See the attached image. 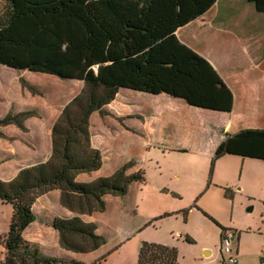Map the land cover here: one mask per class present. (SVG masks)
<instances>
[{"label":"trees","instance_id":"16d2710c","mask_svg":"<svg viewBox=\"0 0 264 264\" xmlns=\"http://www.w3.org/2000/svg\"><path fill=\"white\" fill-rule=\"evenodd\" d=\"M214 1L4 0L0 65L77 79L82 87L51 126L48 158L19 168L9 180L0 179V205L12 208L0 235V264H87L46 255L23 236L35 218L33 203L55 188L60 190L61 204L76 213L51 221L59 245L90 252L104 243L95 223L82 220L79 214L104 211L103 196H124L132 182L144 179L143 172L127 173L132 165L128 161L90 182H79L76 176L101 166V154L91 144L89 117L93 111L104 113L103 106L120 87L164 92L219 111L231 109L232 92L214 67L175 34L177 27L202 14ZM20 83L36 93L24 79ZM33 115L37 112L32 109L9 111L0 117V125L12 123L25 130V120ZM224 154L264 160V128H243L225 137L214 150L212 164ZM224 191L231 196L228 188ZM219 228L221 237L225 227ZM185 240L193 242L189 236ZM103 260L101 256L95 262ZM177 260L176 246L143 240L136 264H177Z\"/></svg>","mask_w":264,"mask_h":264},{"label":"crops","instance_id":"0c3cea01","mask_svg":"<svg viewBox=\"0 0 264 264\" xmlns=\"http://www.w3.org/2000/svg\"><path fill=\"white\" fill-rule=\"evenodd\" d=\"M175 34L181 42L206 58L214 67L232 92L231 109L219 111L191 105L181 97L164 92L153 94L120 87L114 98L103 106L104 113L93 111L89 117L91 144L99 150L102 163L96 170L78 173L77 181L90 182L109 175L128 161L132 165L127 173L143 172L146 162H154L151 151H160L163 159L168 158L167 162L174 161V165H170L168 178L162 183L163 189L172 195H185L176 187L178 182L184 180L182 166L200 169L198 179L189 185L187 193L191 197L189 201L192 200V206H196L195 201L205 190L224 184L220 180L212 183L215 161L229 156L256 159L224 154L212 164L214 150L225 137L243 128H264V0H215L202 14L177 27ZM51 77L60 79L27 69L0 68V117L9 112L11 105L15 106L14 111L32 109L37 112V115L25 120V130L12 123L0 125V132L14 136L11 143L0 136V140L3 138L4 143H8L5 151L9 153L6 159L0 156L1 180L13 178L19 168L45 160L50 155L51 126L71 97L67 92L65 99L64 96H56L51 101H45L38 94H32L22 87L20 78L33 86H39L43 80ZM39 152L45 155L37 157ZM209 160L211 167L207 173ZM156 164L160 167L159 160ZM142 181L132 182L124 196L105 194L104 211L108 208L109 200L119 208L128 193H139L142 189L139 183ZM229 193L231 194L230 189ZM40 203L46 206L47 211H53V218L76 214L61 204L60 190L51 189L33 203L35 218L25 230L36 222L34 207ZM2 210L6 217L11 215L10 205L1 204V214ZM104 211L79 216L96 225V216ZM166 212L163 214L166 215ZM52 231L58 242L57 231L53 228ZM96 232L101 234L97 225ZM35 243L44 253L43 243ZM98 248L90 252H75L58 243V248L51 255L90 262L92 259L85 257ZM234 248L237 253L235 264H244V254L239 257L238 248ZM201 250L206 258H214L211 247L202 246ZM221 264L227 263L223 261Z\"/></svg>","mask_w":264,"mask_h":264},{"label":"rangeland","instance_id":"374dc122","mask_svg":"<svg viewBox=\"0 0 264 264\" xmlns=\"http://www.w3.org/2000/svg\"><path fill=\"white\" fill-rule=\"evenodd\" d=\"M3 3L4 0H0V10ZM0 68L11 67L0 65ZM34 87L36 93L32 94L51 101L56 96H64L65 99L67 92L72 97L82 87V81L51 77ZM11 107L9 111H14L15 106ZM2 137L8 143L14 139V136L7 134ZM3 138L0 140V156L6 159L9 157V153L5 151L8 143L5 144ZM151 152L154 162H146L142 169L145 179L139 183L141 191L136 195L134 192L128 193L119 208L109 200L107 210L96 216V225L104 237V243L97 251L85 257L92 259L94 263H85L96 264L95 261L104 256L102 264H136L140 243L152 240L175 245L178 250L177 264H221V225L236 230L234 247L238 248L239 257L244 254V264H264V160L229 156L215 161L212 183L220 180L224 184L205 190L195 201L196 206H192V200L189 201L191 197L187 193L189 185L198 179L200 169L182 166L184 180L178 182L176 187L185 195H172L163 189L162 183L168 178L170 165H174V161L167 162L168 158L163 159L160 151ZM44 155L45 153H37V157ZM158 160L160 167L156 164ZM210 167L209 160L207 173ZM222 187L229 188L231 196L225 195ZM45 208L41 203L34 207L37 219L25 230L24 237L42 242L44 253L51 255L58 248V242L50 225L53 211ZM183 210H187L186 215L182 213ZM165 212L166 215L163 214ZM9 219L10 216L6 217L2 210L0 235L5 232ZM178 234L181 236L178 237ZM185 236L192 238L193 242H187ZM202 246L211 247L214 258H206L201 252ZM2 256L3 248L0 245V259Z\"/></svg>","mask_w":264,"mask_h":264},{"label":"built area","instance_id":"2783aa9c","mask_svg":"<svg viewBox=\"0 0 264 264\" xmlns=\"http://www.w3.org/2000/svg\"><path fill=\"white\" fill-rule=\"evenodd\" d=\"M236 237V230L228 227L222 230L219 252L222 255V260L227 264H235L237 262V253L234 248V240Z\"/></svg>","mask_w":264,"mask_h":264}]
</instances>
